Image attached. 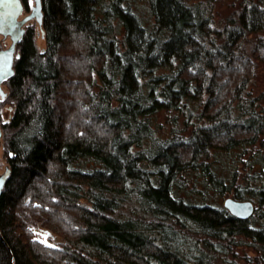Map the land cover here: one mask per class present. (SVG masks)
<instances>
[{"label":"trees","instance_id":"1","mask_svg":"<svg viewBox=\"0 0 264 264\" xmlns=\"http://www.w3.org/2000/svg\"><path fill=\"white\" fill-rule=\"evenodd\" d=\"M223 1L41 0L0 100V264H264V0Z\"/></svg>","mask_w":264,"mask_h":264},{"label":"water","instance_id":"2","mask_svg":"<svg viewBox=\"0 0 264 264\" xmlns=\"http://www.w3.org/2000/svg\"><path fill=\"white\" fill-rule=\"evenodd\" d=\"M32 5L27 14L22 16V1L21 0H0V97L6 96L4 83L14 73V60L19 56L16 51L17 44L21 41L24 34V24L34 19L40 27L42 24V4L41 0H31ZM9 36L10 42L3 45L2 41ZM2 139V129L0 126V144ZM9 176V169L4 167L0 172V193ZM223 205L232 214L238 217H248L252 212L254 205L250 200H237L231 197H226ZM43 233V230H38Z\"/></svg>","mask_w":264,"mask_h":264},{"label":"rangeland","instance_id":"3","mask_svg":"<svg viewBox=\"0 0 264 264\" xmlns=\"http://www.w3.org/2000/svg\"><path fill=\"white\" fill-rule=\"evenodd\" d=\"M193 1H200V0H193ZM229 1L232 0H224L222 2V6L225 7V2L228 3ZM32 4V1H31ZM220 5V7L216 8L214 10V14H219L224 11L223 7ZM32 21L30 24L35 26L36 21L34 19L30 20ZM29 21V22H30ZM37 26V25H36ZM37 31V27H36ZM39 33H36V42L38 47H43L44 43L41 40L40 36L38 35ZM8 39V38H7ZM5 44L9 43V39L4 42ZM4 44V46H5ZM4 87V86H3ZM4 98L0 97V100ZM9 108V105L6 104L3 107L4 110V116L7 114V110ZM5 158L3 157V148L2 144H0V172L3 171L4 165H5ZM181 195H184L187 197L189 200L193 201L194 203H203V202H208L211 204H214L216 206H224L223 201L228 195H225L223 193H220L217 189L213 188L212 186L207 185L203 177L196 176L193 174L192 176L188 177V181L185 187V190L181 192ZM43 230V233H40L38 230ZM37 236L42 239L43 241H48L49 244L56 245L61 241L60 236L56 235L49 229L45 227H39L37 229ZM246 250L244 248H239L240 251ZM249 255H253L252 251L247 250Z\"/></svg>","mask_w":264,"mask_h":264},{"label":"flooded vegetation","instance_id":"4","mask_svg":"<svg viewBox=\"0 0 264 264\" xmlns=\"http://www.w3.org/2000/svg\"><path fill=\"white\" fill-rule=\"evenodd\" d=\"M22 1V0H21ZM32 5V4H31ZM31 5L30 6H25L23 3H22V6H23V9H22V13L19 15V17L21 18L22 16H24L25 14H27L28 12H29V10H30V7H31ZM32 21H28V22H26L25 24H24V34H25V32H26V30H27V28L28 27H30V23H31ZM24 34H23V36H24ZM23 36H22V38H23ZM7 38L9 39V36H7ZM7 38H5L3 41H2V43H4L5 41H7L8 39ZM22 40V39H21ZM9 42H10V40H9ZM21 42V41H20ZM19 42V43H20ZM19 43L17 44V46L19 45ZM17 48V47H16ZM16 51H17V49H16Z\"/></svg>","mask_w":264,"mask_h":264},{"label":"snow or ice","instance_id":"5","mask_svg":"<svg viewBox=\"0 0 264 264\" xmlns=\"http://www.w3.org/2000/svg\"><path fill=\"white\" fill-rule=\"evenodd\" d=\"M44 243H48V241L45 240ZM52 246H55V245H52Z\"/></svg>","mask_w":264,"mask_h":264}]
</instances>
